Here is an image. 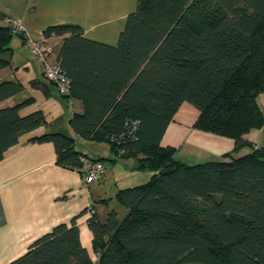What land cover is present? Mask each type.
Instances as JSON below:
<instances>
[{
    "label": "trees",
    "instance_id": "16d2710c",
    "mask_svg": "<svg viewBox=\"0 0 264 264\" xmlns=\"http://www.w3.org/2000/svg\"><path fill=\"white\" fill-rule=\"evenodd\" d=\"M0 12V68L9 62L13 34ZM60 36L55 61L69 79L62 96L80 99L73 135L46 131L56 163L80 168L75 139L104 142L119 157H133L150 177L120 187L104 220L87 221L91 251L77 219L55 224L26 251L4 264H264V0H138L117 43L86 37L76 23L48 25ZM23 89L0 83V98ZM183 102L195 106L197 129L230 137L233 152L185 163L160 140ZM26 100L0 107V159L19 135L46 123L40 110L21 113ZM259 128L263 143L244 134Z\"/></svg>",
    "mask_w": 264,
    "mask_h": 264
},
{
    "label": "crops",
    "instance_id": "0c3cea01",
    "mask_svg": "<svg viewBox=\"0 0 264 264\" xmlns=\"http://www.w3.org/2000/svg\"><path fill=\"white\" fill-rule=\"evenodd\" d=\"M138 0H0L4 21L20 19L26 34L34 39L47 40L53 45L51 58L56 59L60 36L45 37L46 26L76 23L83 34L93 40L115 45L126 15L135 9ZM8 64L0 68V83L20 82L23 89L0 98V107L26 100L21 113L40 110L46 123L19 135L0 159V264L24 253L28 245L55 224L77 219L83 246L91 251V231L87 221L92 213L104 220L110 209L117 210L114 194L117 189L146 181L151 172L138 170L133 157L122 158L104 142L84 139L80 150L89 157H103L105 172L96 182L84 186L81 172L75 167L56 163L55 150L50 141H30L32 136L46 131H62L73 135L69 119L82 112L80 99L58 95L55 85L45 80L41 62L30 54L24 37L13 34ZM198 115L195 106L183 102L167 124L160 140L162 146L176 148V153L187 146L210 156L223 157L226 153L243 154V148L233 152L230 137L203 131L193 126ZM250 133V132H249ZM244 138L256 145L261 141ZM175 153V156H176ZM113 173L108 180L110 173ZM116 201V202H114ZM118 203V202H117ZM117 212V211H116Z\"/></svg>",
    "mask_w": 264,
    "mask_h": 264
},
{
    "label": "built area",
    "instance_id": "2783aa9c",
    "mask_svg": "<svg viewBox=\"0 0 264 264\" xmlns=\"http://www.w3.org/2000/svg\"><path fill=\"white\" fill-rule=\"evenodd\" d=\"M8 23L13 32L23 35L30 54L38 58L41 62L45 80L55 85L58 95L62 96L67 94L69 91V79L65 76L59 64L51 58L53 53L52 43L47 40L34 39L26 34L18 18L8 19ZM79 170L83 185L88 186L103 176L105 165L101 160L83 157Z\"/></svg>",
    "mask_w": 264,
    "mask_h": 264
},
{
    "label": "rangeland",
    "instance_id": "374dc122",
    "mask_svg": "<svg viewBox=\"0 0 264 264\" xmlns=\"http://www.w3.org/2000/svg\"><path fill=\"white\" fill-rule=\"evenodd\" d=\"M257 101L259 103V106L261 107V109L264 112V94L263 93L258 95ZM249 132H248L249 133V139H251L252 141L259 142V141H261V138L263 140V134H262L261 129L253 128ZM82 142H84V139L78 138V140L76 142V146L78 149L82 148V145H83ZM242 148H243L242 151H245L248 149V147H242ZM176 158L182 162H185V163H196V162H201V161H205V160H209V159H220V157L210 156L209 154L201 152L199 150H192L187 146L182 147L181 150L176 153ZM112 174H113L112 172L109 174L108 180L111 179ZM114 202H116V201H114ZM115 204H116L115 205L116 207L118 206V208L116 210L117 216H118V218H121L124 215V213L126 212V209L124 207H122L117 202Z\"/></svg>",
    "mask_w": 264,
    "mask_h": 264
}]
</instances>
